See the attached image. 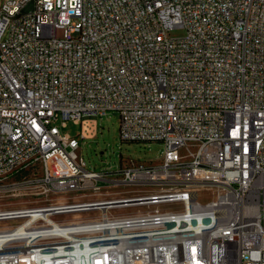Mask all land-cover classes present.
Segmentation results:
<instances>
[{
    "label": "built area",
    "instance_id": "2783aa9c",
    "mask_svg": "<svg viewBox=\"0 0 264 264\" xmlns=\"http://www.w3.org/2000/svg\"><path fill=\"white\" fill-rule=\"evenodd\" d=\"M0 264H264V0H0Z\"/></svg>",
    "mask_w": 264,
    "mask_h": 264
},
{
    "label": "rangeland",
    "instance_id": "374dc122",
    "mask_svg": "<svg viewBox=\"0 0 264 264\" xmlns=\"http://www.w3.org/2000/svg\"><path fill=\"white\" fill-rule=\"evenodd\" d=\"M58 36H63V31L58 30ZM172 37H183L186 31L183 28H175L171 31ZM98 122V133L93 139H81L79 136L81 126L68 122L62 128V132L77 136L81 140V156L87 163L89 169L97 171L116 170L122 160H133L135 162L152 163L162 159L165 145L163 142H138L123 141L121 139V118L117 111H109L104 116H94ZM202 199L213 198L209 192L201 194ZM86 199H91L87 197ZM134 209V208H130ZM60 218L71 219V215Z\"/></svg>",
    "mask_w": 264,
    "mask_h": 264
}]
</instances>
